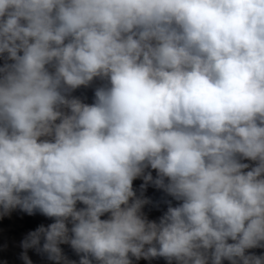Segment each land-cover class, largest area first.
I'll use <instances>...</instances> for the list:
<instances>
[{"label":"clouds","instance_id":"clouds-1","mask_svg":"<svg viewBox=\"0 0 264 264\" xmlns=\"http://www.w3.org/2000/svg\"><path fill=\"white\" fill-rule=\"evenodd\" d=\"M149 185L171 198L157 219ZM15 210L52 221L24 264H264V0H0Z\"/></svg>","mask_w":264,"mask_h":264}]
</instances>
